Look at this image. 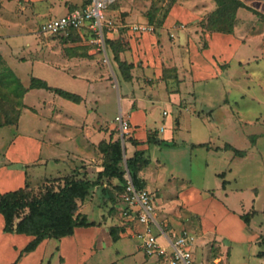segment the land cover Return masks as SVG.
Wrapping results in <instances>:
<instances>
[{"label":"rangeland","instance_id":"rangeland-1","mask_svg":"<svg viewBox=\"0 0 264 264\" xmlns=\"http://www.w3.org/2000/svg\"><path fill=\"white\" fill-rule=\"evenodd\" d=\"M84 1L87 3L89 0ZM253 1L244 0L249 7L257 9L259 13L251 8L240 7L236 11V16L241 9L242 17L252 15L253 18L258 16L264 19L261 14L264 10L254 7ZM50 2L53 8L45 13V17H41L31 12L27 0H12L10 6L12 16L19 22H26L21 29L26 36L13 35L6 39V44L2 38L0 39V49H3V52H0V72L6 67L10 68L27 88L33 76L45 79L51 86L76 93L87 87L86 98L82 96L80 100L85 104L84 109L89 107L96 109L100 106L101 119L109 126L116 125L118 128L113 130L115 132L120 131L115 117L119 114L120 105L123 106L124 103L121 98L118 101V97L133 99L139 95L145 99L158 93L160 98L166 97L164 100L158 98L159 101L151 104V114L148 112L147 117L148 126L157 131L156 136L173 135L168 141L162 140L159 143L155 139L145 147V154L150 158L149 171L153 173L154 183L159 188L157 198L154 200L157 220L162 221L164 214L170 225H174L173 220H178L181 225H224L228 220H233L228 225H251L253 231L257 230L259 225H264V56L257 61L249 60L243 64L235 57H231L220 66L216 76L198 75L201 78L193 81L192 88H187V91H190L188 94H193V98L187 96L176 102L172 93L182 88L180 86L182 79L185 84L189 72L185 65L180 68L181 75L185 76L182 79L178 78L175 69L164 68L159 76L154 73L147 74L146 77V74L142 75L141 71H137L134 81L132 68L135 65L122 56V52L128 48L126 38L143 32L133 26L148 23L152 27L148 31L156 32L170 6V0H111L103 11L102 38L87 28L71 33L41 32L39 24L42 21L65 13L58 7L64 5L72 7L69 9L71 10L73 6H83L73 4L72 0ZM210 11L197 26L215 32L204 26ZM170 37L174 38L171 35ZM109 39L117 41L120 48L119 58L131 63L129 78L121 73ZM195 43L198 47L204 46L201 39ZM251 48L257 49L255 46ZM193 73L195 74L194 71ZM160 79L166 81V84H159ZM172 79L175 82L169 83ZM11 85L8 88L0 86L2 99H5L2 92H6ZM10 94L13 95L12 92ZM21 99L26 105L18 124L0 127V161L5 158L8 163L6 168L17 167L16 162L22 157L31 162L38 155L46 158L52 153L54 149L48 144L43 129L47 127L52 111L59 108L58 104H62V108L67 111H81L79 107L74 108L76 106L74 101L45 88H28ZM8 100L10 101L3 103L4 109H17L14 101L10 98ZM135 101L136 99H133L130 102ZM184 106H187V109H184ZM163 110H166L167 114H163ZM1 112L2 109L0 114H3ZM175 116H178L181 127L175 128ZM87 117L86 120L91 119V116ZM93 118L95 116H92V120ZM80 120L85 121L81 116H77L76 121ZM140 129L141 127L138 131ZM129 133L126 132V135H130ZM116 137H120L124 152L126 149L129 151L131 144H134L128 140L122 141L121 131ZM34 139L39 141L38 147L34 144ZM200 142H208L211 147L198 144ZM226 143L244 150V154H235L232 149L214 148L215 145L224 146ZM23 151L29 152L27 157L22 154ZM124 167L126 168L125 163ZM78 169L74 175L94 179V176L90 175V170L86 175ZM57 170L55 163L50 160L47 164L38 163L32 166L30 164L29 180L33 183L32 191L39 192L44 186L49 185L57 187L61 180L51 177ZM218 172L224 174L219 175ZM35 173L38 176L37 181H34ZM39 175L49 177L42 179ZM124 176H129L127 169ZM223 179L226 180L223 185L225 189L221 187ZM113 181L117 182V179ZM112 184L107 183L105 187L112 192L113 198H110L111 193L101 189L102 185L97 184L90 189L92 195L89 193L82 201L81 209L89 208V218L98 222L112 221L116 225H137L125 220L122 214L121 192L113 189ZM16 187L17 185L14 188ZM194 193L200 196L201 201L196 203V200H188V196ZM219 202H225L227 206L234 208L236 217L229 214L226 216ZM252 207L260 211H256L255 214L253 212L248 221H245L241 216ZM170 220L172 222H169ZM2 222L3 217L0 213V225ZM246 227L239 230V236L243 239L228 243L232 247H230L232 259L241 255H245L247 259L249 257L251 241L244 239L250 235ZM209 237L206 242L207 256L203 264H223V259L227 255V247L224 245L227 243L224 242L223 247L220 238ZM158 239L164 243L161 236H158ZM129 241L139 243L137 238ZM260 247L263 248L264 244ZM250 261L254 264L252 258Z\"/></svg>","mask_w":264,"mask_h":264},{"label":"crops","instance_id":"crops-1","mask_svg":"<svg viewBox=\"0 0 264 264\" xmlns=\"http://www.w3.org/2000/svg\"><path fill=\"white\" fill-rule=\"evenodd\" d=\"M27 1L30 4L28 6L31 8H29L31 12L39 14L41 17H45V13L53 8L50 2L51 0ZM72 1L76 5L89 3H85L84 0ZM11 2L12 0H0V39L2 38L5 44L7 43L6 39L11 38L13 35L26 36L21 31L22 25L24 26L26 22H19L13 18V12L10 8ZM214 5L213 0H176L169 7L163 17L162 24L156 32L143 31L139 35L127 37L128 48L122 52V56L135 65L132 68V80H136L137 71H141L142 75L146 74V77H148L147 74L154 75V73L156 76H159L164 68L175 69L178 73V78L182 79L185 76L183 77L181 75L180 68L185 65L189 70L185 84L182 79L180 82L182 88L172 93L173 100L177 102L187 96L193 98V94H188L190 91H187V88L193 85L194 80L201 78L198 75H206L207 77L216 76L220 66L224 62H228V59H231V57H235L240 64L246 63L249 60L257 61L263 57L264 19L258 16L253 18L252 15H248V17L244 15L242 17L240 16L241 9H239L233 32H210L203 27H198L197 23L205 17L208 11L214 8ZM58 8H62L66 13L72 7L68 8L63 5ZM73 8L75 7L73 6ZM24 9L26 10L27 8L24 6ZM170 35L174 38L172 39ZM198 39L204 42L203 47L196 46L195 42ZM253 46L257 47V49L253 50L251 48ZM0 52H3V49H0ZM73 78L76 79L75 77ZM173 82H175L174 79L170 80L169 83ZM158 83L165 85L166 81L160 79ZM86 90L87 87L83 90L86 94L83 91L77 93L85 99L87 95ZM166 96L169 97V95ZM120 98L124 103L123 106L120 105L119 113L128 120L130 127L129 134L138 141L136 144H131L129 151L126 149L127 154L130 155L137 149L142 150L145 154L147 143L155 139L160 143L162 140L168 141L173 138L172 134L156 136L157 131L153 130L147 124V117L151 114V104L160 99L164 100L166 97L160 98L159 93L158 95L155 94L145 99L136 95L133 98L136 99L134 103L130 102L133 99L127 97H118V101ZM101 102L102 98L100 99ZM52 103H54V100ZM75 103L76 106L74 108L79 107L81 111L75 109V111H67L62 108V104H58L57 106L59 108L52 111L51 119L47 127L43 129L48 144L54 149L49 156L41 158L38 155L31 162H28L29 159L26 160L22 157L20 160H17V167L14 168H6L8 163L5 161V158L0 161V193L16 189L26 184L32 187L33 183L29 180L30 164L31 166L38 163L47 164L48 160L53 161L58 169L56 174H51L53 178L74 174L78 168V170H82L86 175L88 174V170H90V175L94 176V178L96 177V167L102 162V152L98 148L99 142L117 138L116 136L120 135V131H113L118 127L116 125L109 126L101 119L100 106L96 109L90 107L84 109L83 106L85 104H83V100ZM25 105L26 103H24L20 111L19 118ZM186 107L184 106V109H187ZM164 111L166 110H163V114H167ZM77 116H81V119H85V121H76ZM87 116H91V119L86 120L88 118ZM92 116H95L93 120ZM17 124L18 122L9 125ZM140 127L141 129L138 131ZM178 127H181V122L178 120V116H175V128ZM151 135L153 138L150 139L149 137ZM33 142L37 146L39 141L34 139ZM200 143H205L207 147H211L208 142ZM214 148L216 150L220 148L225 150L230 149L226 148L225 144L224 146L215 145ZM28 153V151L22 152L25 157H27ZM146 157L149 159V162L139 170V175L144 180L145 187L152 191L155 200L159 188L155 185V177L148 168L150 158L147 155ZM9 159L11 160V158ZM9 162L11 163V161ZM34 175H36V180L34 181H37V173ZM47 176L40 177L43 179ZM16 185L17 187L14 188ZM221 187L225 189L222 184ZM188 198L189 201L196 200V203L201 201L197 193L188 196ZM199 204L201 205V202ZM219 206L224 208L223 212L226 216L229 214L232 217H236V210L227 206L225 202H219ZM154 208L157 219L155 205ZM81 210L86 213L89 212V208L87 207ZM250 211L255 214L260 209L252 207ZM168 220L166 214L163 215L162 221L159 222L157 220L162 229V232L158 236L164 239L165 244L166 235L172 237L184 229L193 233L195 240L191 248L194 264L204 263L207 256L206 242L210 238L209 236L220 238L222 240V246L227 243L224 245L227 247V255L223 259V264H251V258L254 260V264H264V247H260L261 244H264V225H259L257 230L253 231L251 225H228L233 220H228L224 225H181V222L178 220H173L174 225H170V223L168 224ZM169 222L172 221L170 220ZM112 225L119 228L116 239L112 238L109 230V227ZM3 226L4 220L2 225H0V264H108L110 262H115L116 264H166L163 258L146 255L138 242L132 243L129 241L133 238L139 240L136 231L138 228H141V225H116L112 221H96L94 225L75 227L74 232L70 235L59 238H44L30 251H24V247L32 238L31 235L15 231H6ZM245 227L249 229L250 233L247 239L244 238L245 240L251 241L249 257L247 259L245 255H241L239 258L232 259V247L228 243L233 241L238 242L240 239H243L239 236V230L240 228L245 229ZM218 258L216 257V259ZM222 258L224 257L222 256Z\"/></svg>","mask_w":264,"mask_h":264},{"label":"trees","instance_id":"trees-1","mask_svg":"<svg viewBox=\"0 0 264 264\" xmlns=\"http://www.w3.org/2000/svg\"><path fill=\"white\" fill-rule=\"evenodd\" d=\"M173 2L174 0H170L169 5L171 6ZM214 2L215 7L208 13L206 22L204 23V26L211 31L232 32L236 11L240 7L251 8L259 13L257 9L249 7L244 0H214ZM261 14L264 16V13ZM74 30L71 29L69 33ZM108 42L114 59L121 68V73L129 78L128 71L132 66L131 63H126L119 58L120 48L117 46V41L109 39ZM10 84H12L11 87L6 92H2L5 99H2L0 96V109H2L1 113H3L0 114V127L18 122L20 111L24 106L21 98L28 88L53 90L62 97L74 102H80L82 99L80 94L58 86H51L45 79L36 76L31 77L28 88L24 87L15 73L6 67V69L0 72V86L4 85L8 88ZM0 91H2V87H0ZM11 92L13 95L10 94ZM9 98L11 101H14L17 109H4L3 103L10 101L8 100ZM149 138L151 139L153 136L151 135ZM123 139L125 142L128 140L134 144L138 142L134 137L126 135V133L123 134ZM200 144L205 145V143ZM98 147L102 152V162L96 167L97 171L94 179L67 174L63 177H54V179L61 180V183L57 187L53 185L44 186L41 191L34 192L32 191V187L26 184L0 193V213L4 220V230L26 233L32 236L25 245L24 251L34 249L44 238H59L72 234L77 226L96 224L95 220L89 218L88 213L81 210V203L90 193L92 186L97 184L102 185V190L111 193L110 198H113L112 192L105 186L107 183L112 184L114 182L112 187L118 190L117 192H121L122 199V193L127 181L124 176L126 169L137 188L145 186L144 180L139 175V170L148 164L149 159L142 150L137 149L130 155L125 151L126 155H124L125 152H123L120 137L113 140H102L99 142ZM225 147L232 149L235 154H244V150L238 149L229 143H226ZM124 163L126 164V168L124 167ZM223 174L224 172L219 173V175ZM113 179H117V182L113 181ZM224 183H226L225 179L222 180V185ZM122 204L124 206L123 200ZM252 213V211H247L241 217L245 221H248ZM109 230L112 238L116 239L119 228L112 225L109 227ZM108 264L116 263L110 262Z\"/></svg>","mask_w":264,"mask_h":264},{"label":"built area","instance_id":"built-area-1","mask_svg":"<svg viewBox=\"0 0 264 264\" xmlns=\"http://www.w3.org/2000/svg\"><path fill=\"white\" fill-rule=\"evenodd\" d=\"M111 0H90L89 3L75 7L70 11L55 17L48 18L39 24L41 32L57 34L68 33L71 29L79 30L87 28L96 32L102 38L104 25L103 11ZM133 28L148 31L151 25H134ZM166 113V111H164ZM119 123L122 135L129 131V123L121 113L115 117ZM126 184L122 193L124 203L122 214L125 220L141 225L136 235L139 237V245L148 256L163 258L166 264H194L192 243L195 235L184 229L170 237L166 235V243L158 239L162 232L156 219L154 208V195L147 187L137 188L131 178L126 176Z\"/></svg>","mask_w":264,"mask_h":264},{"label":"water","instance_id":"water-1","mask_svg":"<svg viewBox=\"0 0 264 264\" xmlns=\"http://www.w3.org/2000/svg\"><path fill=\"white\" fill-rule=\"evenodd\" d=\"M252 5L256 8H260L264 10V0H254ZM122 141H123V137H122ZM123 152H124V148H123Z\"/></svg>","mask_w":264,"mask_h":264}]
</instances>
